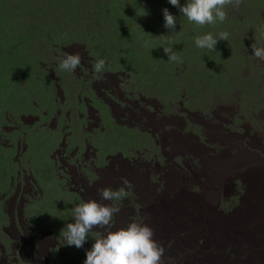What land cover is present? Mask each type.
I'll return each instance as SVG.
<instances>
[{
  "label": "rangeland",
  "instance_id": "374dc122",
  "mask_svg": "<svg viewBox=\"0 0 264 264\" xmlns=\"http://www.w3.org/2000/svg\"><path fill=\"white\" fill-rule=\"evenodd\" d=\"M180 2L183 4L185 0H180ZM67 3L74 10V14L70 9L63 8ZM55 4L58 6V13L55 12ZM10 5L15 12L20 14L21 18L16 20L13 26H7L8 31L1 32V35L14 31L13 39L21 41H18L21 44L19 52L26 44H34L32 50L36 51L33 56L30 49L23 50V57L28 62L36 56L38 58L35 60H45L54 49L56 57L67 53H79L81 64L73 74L82 83L81 88H84V83L89 86L92 78L97 77L93 71V64L98 58L102 57L106 61L104 71L115 75V72H123L133 64L142 62L151 65L152 63L153 73L159 74L160 85L163 86L162 91L157 94L162 113L179 132L183 127H187L189 134H186L185 138L180 141L176 139L178 141L176 144L174 140L171 141L169 150L168 148L164 150L157 148L155 156L149 157L140 142L142 136L134 135L128 141L124 139L130 138L126 135L119 138L120 135L115 136L111 132L102 134L96 123L97 126L92 130L88 139V142L93 145L92 153L87 145L82 152L68 162L77 157H83L89 163L90 168L95 169L96 165L102 166L100 169H103L102 171L106 174H114L118 169L123 168L124 174L129 175L131 171L138 169L139 171L136 170V172L143 174L145 179L149 178V182L159 183L158 197L152 196L146 205L148 212L144 214L141 204L137 201L143 198L138 196L140 195L137 194L138 189H134L143 186L144 181L142 182L141 177L131 176L135 183L131 184L129 203L126 208L129 216L142 217V221L149 219L162 227L160 241L166 250L165 256L162 257L163 264H168V261L170 264H191L197 261L199 264H245L243 255L234 242L239 243L241 238L247 239L238 225L246 227L250 224V220L255 222L254 219L262 214L261 206L264 204V197L261 191L264 188L256 181L263 176L264 167L250 170L245 174L244 183L236 184L233 180L231 182L233 185L225 187L226 175L218 174L216 169L204 164L199 157L202 155L201 146L211 147L215 151L214 156L217 161L221 162L219 148L211 143L210 137L219 136L222 128L227 127L232 131L239 124L238 118L243 113L248 116L264 114V101L262 104L254 102V100L259 101L264 98V93L262 94L264 66L258 72L249 73L248 76H243L244 72L238 68L246 55L251 54L253 44L257 47H264V34L257 31L259 26L264 25V0H241L239 6L230 4L225 9L226 20L223 23L204 26L189 22L176 7L168 4L167 0H12ZM164 8L177 17L174 30L164 27L162 13ZM39 13L40 17L32 18L34 14L37 16ZM31 19L35 21L30 22ZM24 23L23 27L20 26ZM94 26L102 27V33L98 37L90 31ZM222 31L229 33V39L228 41L219 40L215 50L209 51L195 46L196 36L207 33L216 35ZM21 35L23 37L17 39ZM28 35H31V39ZM250 36L254 38L251 39ZM100 40L103 41L100 42ZM162 44L172 46L180 62H169ZM10 49H12V44L0 40V96L3 99L10 98V84L19 79V74L16 73L19 70L16 68L22 67L12 63V57L16 54L19 56V53L12 55L9 52L10 55H6L7 50ZM46 64L50 66L47 62ZM58 64L59 62L55 60V67ZM34 65L36 73H40L39 67ZM32 70L27 71L24 76L25 82L23 81L22 88L24 92L28 86L32 91L35 85H38L34 79L36 73ZM43 75L46 76V73L43 72ZM55 76H57L55 79L56 107V101L62 99L60 93L65 92L66 89L70 90L76 84L67 71L58 68L55 70ZM49 82L51 83L50 80ZM50 86L52 92L45 83L42 85L41 100L45 104L50 103V95L54 93L52 85ZM27 94L30 95V93ZM38 94L37 88V92L30 98ZM221 105L224 106L223 110ZM97 107L99 105H95V109ZM33 109L37 113L45 110ZM84 122L87 124L93 120L85 118ZM251 123L255 125V120L252 119ZM177 134L173 133L174 136ZM254 136L259 140V135ZM259 142L264 144V140ZM130 143L132 146H129ZM181 147H184V151ZM205 162L210 163V160H205ZM37 165L39 164L32 165L33 178L41 177L38 172L40 167ZM217 168H221L224 173L225 167L218 166ZM51 169L53 170L52 167ZM180 174L190 176L192 182H203L200 183L201 189L197 185H192L197 190L193 194L213 192L214 196L210 204H203L201 200L192 198L190 193L181 195L177 184ZM55 177H57L56 172ZM62 181L65 182V180L60 182L63 183ZM189 184L190 180H187V185ZM64 187L66 190H63ZM41 188L51 193L53 200L49 199L39 206H33L37 194L29 186L25 188V193H22V189L17 192L15 188H11V191L10 187L6 188V197L2 202L12 198L9 200L8 207H11L14 215L18 213L24 218L19 226L21 232L31 231L34 221L27 222L26 220L35 216L36 213L33 212L38 208L44 211L43 220L47 224L50 218L55 217V207L61 213L62 201L69 196L72 198L70 192L74 189V185L71 181H67L66 186L59 187L57 180L47 179ZM64 193L66 195H63ZM76 194L80 193L76 192ZM14 198L16 201L12 203ZM196 204H198L197 207L203 205V209L198 212L193 211L191 206ZM189 208L191 209L188 210ZM183 215L191 221H196L188 231L183 229L185 221L180 219ZM36 231L39 234L44 232ZM60 233L56 236L59 241L63 237ZM98 236L102 235L91 236L83 248L79 249L83 252L80 264H83L86 250L91 248ZM12 237H14L12 245L17 244L19 247L21 241L15 239L14 234ZM178 237H182V241H178ZM252 238L256 241L264 240V225L256 229ZM0 241L7 253L11 241L2 233H0ZM50 243L46 244L47 250L45 249L48 252L50 263L53 264L51 258H55V264H70L60 261L56 252L55 255L52 254ZM60 247L65 249L63 244ZM55 249H57L56 246ZM14 251L17 252V248ZM190 251L196 252L199 259H195ZM23 254L24 251H19L16 257H22ZM23 261L20 260L17 264H29L31 259L27 258Z\"/></svg>",
  "mask_w": 264,
  "mask_h": 264
},
{
  "label": "clouds",
  "instance_id": "9594fccd",
  "mask_svg": "<svg viewBox=\"0 0 264 264\" xmlns=\"http://www.w3.org/2000/svg\"><path fill=\"white\" fill-rule=\"evenodd\" d=\"M11 2L12 0H0V40L12 44V49L7 50L6 55L19 53V56L16 54L12 57V63L22 67L16 68L19 70L16 72L19 74V79L10 84V98L3 99L0 96V233L11 241L7 253L0 241L4 249V253L0 250V264H17L18 261L24 262L23 259L27 258L31 259L29 264H51L48 252L45 251L46 244L49 242H51L52 254L55 255L56 252L60 261L80 264L83 252L79 249L83 248L88 238L91 239L93 235L102 236L95 238L91 248L86 250L83 264H163L162 257L165 256L166 250L160 241L162 227L154 224L152 220L142 221V217L129 216L126 208L131 184H134L131 176L141 177L144 181V185L139 187L137 192L143 198V200L138 199V202L144 214L148 212L146 205L152 196L158 197L159 183L149 182L136 171H131L129 175H126L122 169H118L114 174H106L100 169L102 166L96 165L95 169L90 168L89 163L83 157H77L68 162L82 152L87 145L91 152L94 150L88 139L92 130L96 128V123L102 134L111 132L112 135H120L119 138L126 135L130 137L124 138L128 141L134 135L142 136L140 142L149 157L154 155L157 148L160 150L168 148L169 150L171 141L174 140L176 144L185 138V135L189 134L187 127H183L179 132L167 121L166 115L160 109L157 94L162 91L163 87L160 85L161 77L153 73L150 60L148 62L151 65L140 62L131 65L123 72H115L116 75L111 74L104 71L106 61L101 57L93 64V71L97 77L92 78L89 86L84 83V88H81L82 83L73 74L81 64L79 53H67L56 57L54 49L45 60H35L38 58L36 56L28 62L23 57V50L30 49L33 56L36 51L32 50L34 44H26L19 52L21 44L18 43L19 40L13 39L14 31L1 35V32L8 31L7 26H13L16 20L21 18L20 14L12 9ZM167 2L176 7L189 22L204 26L223 23L226 20V7L230 4L239 6L241 0H185L183 4L180 0H167ZM57 8L55 4L56 13H58ZM63 8L70 9L74 14V10L68 3ZM162 13L164 27L174 30L177 17L167 8L162 9ZM38 17L40 13L37 16L34 14L32 18ZM33 19L30 22H34ZM24 25L25 23L20 26ZM101 30L102 27L94 26L90 31L98 37L102 33ZM257 31L264 34V25L259 26ZM20 37L23 35L15 38L20 39ZM28 37L31 39V35ZM250 38L254 37L250 36ZM228 39L229 33L222 31L216 35L207 33L196 36L194 43L199 49L212 51L215 50L219 40L228 41ZM161 46L169 62H180L172 46L163 44ZM250 55L247 54L241 66L238 67L244 72L243 76L258 72L264 66V47H257L253 44ZM55 60L59 62L57 67H55ZM45 61L50 66H47ZM34 64L39 67L40 73H36ZM58 68L67 71L75 80L76 85L60 93L62 102L56 101L55 107V79H57L55 70ZM29 70L36 73L34 79L38 85H35L32 91L28 86L24 92L22 89L24 76ZM43 83L50 92H52L50 85L54 90V93L50 95L49 104L41 100ZM37 88L39 94L30 98L37 92ZM57 90L59 91V88ZM263 93L264 88L262 87ZM263 101L264 98L259 101L254 100V102H261L260 104ZM95 105L99 107L95 109ZM33 108L45 110L37 113ZM221 108L223 110L224 106L221 105ZM65 113H69L68 120H64ZM85 118L93 122L86 124ZM252 119L255 120V125L251 123ZM237 122L239 124L232 131L226 127L220 129L219 136L210 137L208 135L211 143L219 148L221 162H218L214 156L213 148L201 146L202 155L199 159L210 168L216 169L218 174L226 175L225 187L233 185L231 183L233 180L236 184L244 183L245 174L252 169L258 170L264 167V144L259 142L264 140V114L248 116L243 113ZM173 133L178 134L174 136ZM254 135H259V140ZM129 146L132 144L130 143ZM181 149L184 151V147ZM205 160H210V163ZM35 163L39 164L37 166L40 167L38 171L41 174L40 178H33L31 174L32 165ZM218 166L225 167L224 173L221 168H217ZM55 172L57 177H55ZM21 176H23L22 179ZM47 179L57 180L59 187L66 186V182L71 181L74 185V189L70 192L72 198L69 196V199L62 201L61 213L55 207V217L50 218L48 224L43 220L44 211L38 208L33 212L36 215L26 220L27 222L34 221L31 231L21 232L19 226L24 218L18 213L14 215L8 207L11 198L2 202L6 197V188L10 187V191L11 188H15L17 192L22 189V193H25V188L29 186L37 194L33 206H39L49 199L53 200L51 193L41 188ZM61 180L65 182L61 183ZM187 180H190L189 186ZM256 182L261 183L264 188V174ZM200 183L203 182H192L191 177L185 174H180L177 178L178 191L181 195L190 193L192 198L201 200L203 204H210L214 196L213 192L193 194L197 190L192 185H197L201 189ZM63 190H66V187ZM76 192L80 194L77 195ZM261 194L264 197V189ZM15 201L16 198L12 200V203ZM197 205L191 206L193 211L198 212L204 207L203 205L197 207ZM261 211L262 214L254 219L255 222L250 220V224L246 227L238 225L247 239L241 238L239 243L234 242V244L243 255L245 264H264V240L256 241L252 238L256 229L264 225V204L261 206ZM180 219L185 221L183 229L186 231L196 223L184 215ZM36 230L44 232L39 234ZM59 233L63 236L60 241L56 238ZM12 234L16 236L15 239L21 238L19 247L17 244L12 245L14 241ZM182 239V237L177 238L178 241ZM61 244L65 246V249L60 247ZM15 248L17 252L14 251ZM187 248L191 250L190 247ZM19 251H24L23 259L16 257ZM190 254H193L195 259H199L196 252L190 251ZM51 260L55 264V258ZM168 264H170L169 261ZM191 264L199 263L197 261Z\"/></svg>",
  "mask_w": 264,
  "mask_h": 264
},
{
  "label": "bare ground",
  "instance_id": "6f19581e",
  "mask_svg": "<svg viewBox=\"0 0 264 264\" xmlns=\"http://www.w3.org/2000/svg\"><path fill=\"white\" fill-rule=\"evenodd\" d=\"M58 114H59V112H58ZM69 113H65L64 114V120H68L69 118ZM183 125V124H182ZM185 126V125H184ZM82 128H83V125H82ZM256 144V143H255ZM263 144V143H262ZM88 149H90V148H88ZM130 150V149H129ZM97 151V150H96ZM139 152V151H138ZM92 153V152H91ZM94 153V152H93ZM120 153V152H119ZM121 154V153H120ZM119 154V156H121ZM135 154V153H134ZM138 154V153H137ZM118 156V157H119ZM155 156V155H154ZM87 158V157H86ZM120 158V157H119ZM129 158V157H128ZM115 160H116V158H115ZM121 160V159H120ZM119 160V161H120ZM113 161V160H112ZM134 161V160H133ZM121 162H122V160H121ZM126 162V161H125ZM135 162V161H134ZM142 162V161H141ZM117 163V162H116ZM111 164V163H110ZM112 164H113V162H112ZM131 164V163H130ZM137 164V163H136ZM139 164V163H138ZM140 165V164H139ZM142 165V164H141ZM150 165H152V164H150ZM122 165H120V167H121ZM124 166H125V164H124ZM134 166V165H133ZM157 166H159V165H157ZM156 166V167H157ZM115 167V166H114ZM119 167V168H120ZM139 167V166H138ZM128 168V166L126 167V169ZM130 168V167H129ZM143 168V167H142ZM151 168V167H150ZM158 168V167H157ZM161 168V167H160ZM123 169V168H122ZM103 170V169H102ZM136 170H138V169H136ZM135 170V171H136ZM162 170V169H161ZM166 170V169H165ZM110 171V170H109ZM139 171V170H138ZM105 172V171H104ZM114 172V171H113ZM129 172V171H128ZM155 172V171H154ZM137 173H139V172H137ZM159 174V173H158ZM142 176H144L143 174H142ZM148 176V175H147ZM145 177V176H144ZM149 177V176H148ZM141 179V178H140ZM149 179V178H148ZM134 180V179H133ZM137 181V180H136ZM138 182V181H137ZM142 182H143V180H142ZM135 183V182H134ZM139 184V183H138ZM139 188V187H138ZM138 188H134V189H138ZM134 193V192H133ZM30 194H31V192H30ZM35 194V193H34ZM138 194V193H137ZM15 196V195H14ZM31 196V195H30ZM138 196H140V195H138ZM12 199V198H11ZM135 201V200H134ZM138 201V200H137ZM129 203V202H128ZM12 204V203H11ZM21 204V203H20ZM32 204V203H31ZM133 206V205H132ZM11 208V207H10ZM22 208V207H21ZM13 209V208H12ZM22 211V210H21ZM134 211V210H133ZM19 212V211H18ZM23 213V212H22ZM25 222V221H24ZM24 224V223H23ZM24 226V225H23ZM22 228V227H21ZM20 241H21V238H18ZM51 244V243H50ZM51 246V245H50ZM0 249H1V252H3L4 253V249L2 248V246L0 245ZM49 256V255H48Z\"/></svg>",
  "mask_w": 264,
  "mask_h": 264
}]
</instances>
